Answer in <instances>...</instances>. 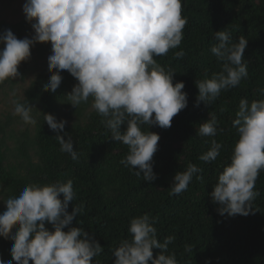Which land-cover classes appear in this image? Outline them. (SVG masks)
Returning <instances> with one entry per match:
<instances>
[{
    "label": "clouds",
    "instance_id": "clouds-1",
    "mask_svg": "<svg viewBox=\"0 0 264 264\" xmlns=\"http://www.w3.org/2000/svg\"><path fill=\"white\" fill-rule=\"evenodd\" d=\"M181 10V0H25L22 11L34 35L18 39L11 30L0 34V83L20 75L18 66L30 58L35 44H50L47 67L51 75L42 91L55 92L62 81L60 72L66 70L77 81L64 96L67 104L75 108L91 98V107L103 118L101 122L110 131L111 139L128 148L120 163L132 171L137 169L133 173L143 181H154L157 176L152 158L160 137L142 127L167 129L172 118L187 106L184 83L173 85L175 73L166 71L154 59L181 44L187 23ZM214 34L217 43L210 51L221 69L210 78L205 73L206 78L195 81L197 106L201 102L210 105L222 90L237 87L248 75L247 63L242 59L247 39L240 36L238 42H232L225 30ZM174 55L182 58L184 52ZM14 103V114L34 125V108L28 102ZM235 115L233 127L238 139L230 163L218 175L210 193L211 202L219 205L218 214L230 217L254 212L252 202L258 195L255 182L264 170V99H241ZM43 116L50 130L63 133L66 121L57 122L51 114ZM122 125H126L123 132ZM198 134L217 135L215 116L198 126ZM55 140L61 152L73 160L78 158L71 135L58 134ZM221 147L212 139L210 149L199 160L214 161ZM201 171L189 163L185 171L177 172L171 182L172 194L185 191L193 175ZM74 199L71 180L29 184L18 196L9 197L4 202L6 210L0 214V237L13 242L11 259L0 260V264H92L103 247L84 229L68 227L80 211L77 206L68 213ZM46 223L52 231L45 227ZM154 224L148 214L132 218L130 239L122 240L112 250L113 264H178L175 254H166L175 237L168 236L160 242ZM65 228L68 230L63 231ZM156 249L159 253L153 258ZM185 250L192 249L186 246Z\"/></svg>",
    "mask_w": 264,
    "mask_h": 264
},
{
    "label": "trees",
    "instance_id": "trees-1",
    "mask_svg": "<svg viewBox=\"0 0 264 264\" xmlns=\"http://www.w3.org/2000/svg\"><path fill=\"white\" fill-rule=\"evenodd\" d=\"M181 4L182 18L187 20L181 44L170 49L167 55L154 59L166 71L175 73L173 85L184 83L182 91L187 94V106L172 118L171 127L167 129L155 125L142 127L143 131L160 137L152 158L157 178L145 182L134 175L137 169L132 171L120 163L128 154V148L111 139L110 131L101 122L103 118L91 107V98L75 108L67 104L64 96L77 81L66 70L60 72L62 81L55 92L42 91L51 75L46 64L37 70L23 91V99L18 101L28 102L34 108L31 115L36 123L31 124L32 129L25 126L16 137L15 116L0 119V196L3 198L0 214L6 210L4 202L18 196L29 184L71 180L75 199L69 203L67 211L71 214L77 206L80 211L68 227L84 229L103 247L92 264L97 261L113 264L112 250L122 240L130 239V220L145 214L155 220L160 242L165 237H175L166 254H175L178 264H264V170L255 182L254 191L258 195L252 202L254 212L248 216L230 217L226 213L221 216L217 212L219 205L210 198L218 175L230 163L238 139L233 121L240 100L264 99L261 94L264 89V0H181ZM5 30H11L18 39L34 35L25 17L18 23L1 21L0 34ZM222 30L230 34L232 42H238L240 36L247 39L242 59L247 63L248 75L237 87L222 90L210 105L201 102L197 106L195 81L206 78L205 73L210 78L221 69L210 49L217 43L214 33ZM181 50L184 56L175 58L174 54ZM30 52V56L43 59L51 54V45L37 43ZM28 71L26 68L25 73ZM25 73L0 86L13 87ZM43 114L53 115L57 122L66 121L63 133L50 130ZM212 116L217 120V135L200 136L198 126ZM125 128L126 125H122L121 131ZM64 133L71 135L78 154L76 160L61 152L55 140L56 135ZM9 138L16 143L15 154L21 157L18 168L7 160L5 141ZM212 139L222 145L220 154L214 161H200L199 157L210 149ZM189 163L202 171L193 175L185 191L172 194L174 175L185 171ZM45 227L52 231L50 224L46 223ZM12 243L0 237V260L11 259ZM186 246L192 250L186 251ZM158 253V249L153 250V258Z\"/></svg>",
    "mask_w": 264,
    "mask_h": 264
},
{
    "label": "rangeland",
    "instance_id": "rangeland-1",
    "mask_svg": "<svg viewBox=\"0 0 264 264\" xmlns=\"http://www.w3.org/2000/svg\"><path fill=\"white\" fill-rule=\"evenodd\" d=\"M24 3L25 0H0V22L4 21L12 24L21 21L25 17L22 11ZM49 55L51 54H46V57L43 59H37L35 58V55L30 56L27 61L21 62L19 65L20 75L25 73L26 68L29 69V71L19 80L18 84L13 87L0 86V119L5 120L6 116H15V119L13 120L15 123L13 130L16 137L18 136L19 131H22L25 126H29L28 128L32 129V125L24 123L20 116L14 114V102L23 99V91L28 87L30 80L33 79L37 70L42 69L47 64ZM17 118L18 121L16 122ZM15 146L16 143L12 138L5 141V147L8 149L7 160L18 168L17 164L19 163L17 162L21 160V157L15 154ZM2 199L3 198L0 196V202Z\"/></svg>",
    "mask_w": 264,
    "mask_h": 264
}]
</instances>
